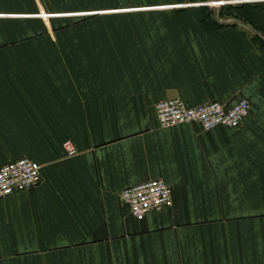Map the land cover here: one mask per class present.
<instances>
[{"label":"crops","instance_id":"0c3cea01","mask_svg":"<svg viewBox=\"0 0 264 264\" xmlns=\"http://www.w3.org/2000/svg\"><path fill=\"white\" fill-rule=\"evenodd\" d=\"M175 98L250 111L162 129ZM21 158L0 264H264V0H0V167ZM158 179L170 205L136 220L121 193Z\"/></svg>","mask_w":264,"mask_h":264},{"label":"built area","instance_id":"2783aa9c","mask_svg":"<svg viewBox=\"0 0 264 264\" xmlns=\"http://www.w3.org/2000/svg\"><path fill=\"white\" fill-rule=\"evenodd\" d=\"M250 105L241 100L228 107L218 102H210L190 107L179 98L163 100L155 105L158 125L162 129L179 125L198 124L202 130L210 131L217 127L238 128L247 119ZM68 156L76 151L65 144ZM40 166L21 158L0 167V201L17 192L34 189L40 178ZM120 199L132 216L143 220L152 212H159L171 203L170 188L162 180H152L124 190Z\"/></svg>","mask_w":264,"mask_h":264},{"label":"trees","instance_id":"16d2710c","mask_svg":"<svg viewBox=\"0 0 264 264\" xmlns=\"http://www.w3.org/2000/svg\"><path fill=\"white\" fill-rule=\"evenodd\" d=\"M203 13H204V19H208L210 17V23L212 26L216 27V28H220L221 26L217 25L215 23V21L212 20L211 18V11H209L208 8H203ZM229 11L230 12H233V16L236 18V19H239L241 20L244 24L246 25H250V23L252 22L251 19H250V10L248 9V7H233V6H228V7H225V8H222L221 9V17L222 18H225L226 15H225V12ZM232 10V11H231Z\"/></svg>","mask_w":264,"mask_h":264},{"label":"rangeland","instance_id":"374dc122","mask_svg":"<svg viewBox=\"0 0 264 264\" xmlns=\"http://www.w3.org/2000/svg\"><path fill=\"white\" fill-rule=\"evenodd\" d=\"M212 10H214V9H211V13H214ZM231 11H232V10H231ZM232 13H233V12H230V10H229V11L226 10V12H225V15H226L225 20H226V21L232 20V19L234 18V16H233ZM214 15H215V14H214Z\"/></svg>","mask_w":264,"mask_h":264}]
</instances>
